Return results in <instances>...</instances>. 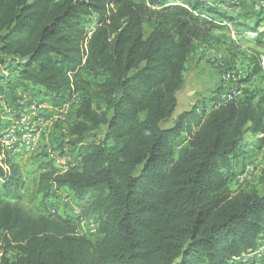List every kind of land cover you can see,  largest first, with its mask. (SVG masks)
Here are the masks:
<instances>
[{"label":"trees","instance_id":"1","mask_svg":"<svg viewBox=\"0 0 264 264\" xmlns=\"http://www.w3.org/2000/svg\"><path fill=\"white\" fill-rule=\"evenodd\" d=\"M233 26L263 45L260 21L207 0H0V79L16 73L56 108L72 103L59 129L78 165L42 163L32 199L68 189L82 210L23 205L21 166L0 144V264H245L264 246V167L261 189L235 172L250 144L264 150V99L244 88L178 113L191 58L233 43Z\"/></svg>","mask_w":264,"mask_h":264},{"label":"rangeland","instance_id":"2","mask_svg":"<svg viewBox=\"0 0 264 264\" xmlns=\"http://www.w3.org/2000/svg\"><path fill=\"white\" fill-rule=\"evenodd\" d=\"M252 23L253 22L251 21L249 22L250 25H253ZM260 30L264 31V22H262L260 26ZM235 31L236 29L233 26L231 32H229L228 34V36L234 40L233 43L225 39V41H222V43H225V45L219 46L218 44L215 46V49H206L207 50L206 54L204 52H199L195 56V58L191 59L189 63V69L187 72V80H189L192 77L193 72L199 71V68L202 69L205 67L214 68V65L211 63V61H214L222 70H230L223 72L224 76L227 75L232 76L234 72H237L239 73V75H241V77H245V79L239 82L240 87L246 88L247 90L254 92L257 97V100L264 99V68H262L261 62H260L261 71L259 73L252 75L249 73L246 74L242 72L246 68L245 67L246 64H251L252 62H256L257 60L260 61V59L264 57V46L250 43L247 39L237 35ZM242 31L244 32L245 30ZM11 76L12 74L9 73L5 74L6 78H9ZM248 76L251 77L249 81H248L249 78ZM12 78H15V74L13 75ZM224 83L225 82H222V86L224 85ZM35 87H39V86H35ZM39 88L44 90L43 87H39ZM188 89L190 88L186 85L185 88L179 94L180 105L178 107V113L184 110V103H189L188 107L190 108L193 107L196 102L195 99L196 95H194V98H189L187 96ZM195 89H198L199 91V88H195ZM202 92L203 91L201 90V93ZM206 93L207 91L203 93V95L201 94L202 95L201 97L203 99L206 97L209 98L211 97V94L209 95ZM199 94L200 93L198 92V97H200ZM222 94L223 93L220 94V97ZM0 96L2 95L0 94ZM224 97L225 95H222L221 98ZM9 103L7 102L4 103L3 100H0V120H2L3 122L1 123L2 124L1 134L4 133L6 129H8L14 124L15 118H17L16 116H18L20 109L22 110L23 108V103L27 105V107H34V106L44 107L43 109L37 112V113H41L40 115L43 117V121L39 120L40 118L39 115L36 117L34 116L31 119L32 122L35 121V124L37 125V130L39 131L38 138L34 142V147L31 149V151L21 149L20 154L12 155L13 157H9V158L13 159L16 163H18L22 169L23 180H24L23 189H22V193H23L22 204L25 205L27 208H35V207L46 208V205L43 206V204H41L39 201L36 200L34 201L32 199L34 180L36 179L37 173L43 169L41 167L42 163L53 161L55 165L58 166L61 170L62 169L65 170V168L71 170L76 168L78 165V159H79L78 149L72 146H68L66 144L67 142H65L63 131L59 129L66 127L65 124H67L70 120H72L71 114L73 112L71 111V107L69 104L70 110L68 111L67 115H65L64 118L66 121L64 123L58 124L57 122H58V116L60 115L59 113L61 112V110H63L65 106H67L68 103H66L62 108H56L51 102V104H49V107H47L45 102L37 99L35 95L32 96L31 92L21 94L20 97L16 100L10 99ZM4 124L5 126H3ZM248 140L251 141V143L256 141L254 136L251 135L248 136ZM253 144H250L246 148L245 154L243 155L242 158H240V160L243 162H241V167L237 175L241 174L244 171V169L247 167V165L249 166V164H253L254 165L253 172L250 174V177L248 178L247 182L257 185L261 189L262 185L259 183H260L261 171L262 168L264 167L263 164L264 150L258 149ZM1 182L3 183V180L0 179V183ZM236 182L237 185H240V181L238 180L237 177H236ZM0 188L2 189V187ZM65 193H67L66 189H65ZM62 195L63 197L55 199L56 202H53L52 207L48 206L50 207L49 211L53 214L58 213L64 217L70 215H78L77 210L80 211L81 207L79 205L77 206L71 203L70 200L71 193H69L68 195L67 194L66 195L62 194ZM48 203H50V201ZM73 209H76V212ZM95 226H96V222L94 219L84 218L81 223V233L84 234L91 233L93 232L92 229ZM261 237L259 239H261ZM261 249H264V246H262ZM260 261L261 262L258 264H264V259Z\"/></svg>","mask_w":264,"mask_h":264},{"label":"crops","instance_id":"3","mask_svg":"<svg viewBox=\"0 0 264 264\" xmlns=\"http://www.w3.org/2000/svg\"><path fill=\"white\" fill-rule=\"evenodd\" d=\"M207 1L211 4H213L214 6L218 7L222 12L227 13L228 15H230L232 17L238 18V20L244 24H249V22L251 21V22H253L252 24L253 25L255 24L254 26H256V24L260 21V26H261L262 22H264V19L259 20V18H258V14L264 12V9H262L261 11H258L256 9L254 10V3H255L254 0H243L242 2L239 1V6L235 7V8L234 7H232V8L226 7V1L225 0H207ZM253 25H250V26L254 27ZM259 30H260V27H259ZM244 32H247V31H244ZM261 32L264 33V31H261ZM251 37H253V35ZM263 40H264V38L261 39V41L263 43V45H261V46H264ZM254 44L258 45L257 43H254ZM199 52H204L206 54L207 50H206V48H200L191 59L195 58V56ZM263 60H264V57H262V59H261V64H262ZM211 63L214 65V68L213 67H210V68L205 67L203 69L199 68V71L193 72V75L189 80H187V72H188V70H187L185 85L178 93V104L179 105H180L179 94L185 88L186 85L190 88L187 90V96L189 98H194V95H196V98H195L196 102H195L193 107H195V105H197L198 103L212 104V102L214 100V96L218 97V95L220 96L221 93H223L222 95H225V92H224L225 90H223V88H222V81H223V76H224L223 70L214 61H211ZM245 67L246 68L242 72H244L246 74H248V73L251 74L253 71V66H251L250 64H246ZM188 69H189V66H188ZM232 72H234V71H232ZM13 75L14 74H12V76L9 78H5L2 80L0 79V94L2 95V96H0V100H3L4 103H6V102L9 103L10 99L16 100L20 97L21 94L31 92L32 96L35 95L37 97V99L45 102L47 107H49V104H51V97L47 95L45 89L43 90V89H40L39 87H35V86L30 85V84L23 83L19 79L18 74L15 73V78H12ZM2 82H4V83H2ZM195 88H199V91H198V89H195ZM201 90L203 91L202 93H201ZM206 91H207L206 94H209V95L211 94V97L210 98L206 97L203 99L201 96ZM198 92L200 93L199 94L200 97H198ZM222 95H221V97H222ZM221 97H220V101L222 103L223 100ZM188 104L189 103H184V110H182V112L189 111L193 108V107L189 108ZM1 123H3L2 120H0V134H1V129H2ZM3 126H5V124ZM251 136H253V135H251ZM26 150L31 151L29 149H26ZM19 153H21V152H19ZM241 162H243V161L239 160L237 162V165L235 167L236 174H238V171L241 167ZM65 169L67 170V168H65ZM40 172L41 171H39L38 173H40ZM0 184H1L0 187H2L3 183L1 182ZM33 189H34V187H33ZM66 190H67V193H65V189L62 190L61 197H63L62 194L68 195L70 193L68 189H66ZM49 201H50V203H48ZM53 202H56L55 199L48 200L46 202V205L52 207ZM50 207H48V208L50 209ZM73 210H75V212H76V209H73Z\"/></svg>","mask_w":264,"mask_h":264},{"label":"bare ground","instance_id":"4","mask_svg":"<svg viewBox=\"0 0 264 264\" xmlns=\"http://www.w3.org/2000/svg\"><path fill=\"white\" fill-rule=\"evenodd\" d=\"M226 1V7L228 8H232V7H238L239 6V0H225ZM262 9H264V4H262L261 7L256 8V10L261 11ZM262 68H264V60L262 62ZM245 77H241V75L238 76V78H234L233 80V84L227 85V81H230L233 79V75H227L223 77V81L225 82L224 85L222 86L225 90V97L222 98L223 102L221 104H228L229 102H234L239 100L242 95H243V90L239 91V92H234L233 91H238L241 90V87L239 85V82L241 80H243ZM23 101V100H22ZM28 104V103H27ZM72 104V103H71ZM70 104V107H71ZM37 105V104H36ZM39 105V104H38ZM69 105L65 106L68 107ZM43 106H34V107H27V105H25L23 103V108L21 111V119L19 118V116H16L17 118H15L14 124L9 127L8 129H6V131L4 133H2V135L0 136V144L5 147L7 150H9L10 152H13V154H17L20 152V150L22 149H29L30 148V139L34 138V142L35 140H37L38 138V130H28L30 127H35V121L32 122L31 119L35 116H40L39 120L43 121V117L40 115L41 113H37L39 110L43 109ZM70 110V108L67 110V108H63V110H61V112L59 113L60 115L58 116V120L59 121H63L65 120V115H67L68 111ZM29 112H30V117H29ZM248 165L247 167L244 169V171L239 174V175H245L248 172ZM68 169V168H67ZM251 174V173H250ZM250 174L245 178V182H247L248 178L250 177ZM239 180V178H238ZM240 181V180H239ZM243 183V184H244ZM264 249H260L259 251H257L256 253H254L253 255L249 256V255H244L242 258L239 259V261H241V263H245V264H250L252 263V261H254L257 258H260L262 256Z\"/></svg>","mask_w":264,"mask_h":264},{"label":"built area","instance_id":"5","mask_svg":"<svg viewBox=\"0 0 264 264\" xmlns=\"http://www.w3.org/2000/svg\"><path fill=\"white\" fill-rule=\"evenodd\" d=\"M239 1L242 2L243 0H239ZM254 1H255V3H254V10H255L256 8L261 7L262 4H264V0H254ZM238 76H239V73L234 72V74H233V79L230 80V81H227V85H230V86H231V84H233V80H234V78H238ZM243 89H244V88H241V90H238V91H233V93H234V92L242 91ZM64 108H67V110H68V109H69V106H68V107H64ZM18 116H19V118L21 119V111H19ZM29 117H30V112H29ZM28 130H37V125H36L35 127H30ZM4 132H5V131H4ZM33 147H34V138L30 139V148H29V150H31ZM18 154H20V153H17V155H18ZM253 166H254L253 164H249L247 174H245V175H237V176H236L237 178H239V180H240V184H243V183L245 182V178H246L250 173L253 172ZM263 237H264V236L261 237L260 242H262Z\"/></svg>","mask_w":264,"mask_h":264}]
</instances>
